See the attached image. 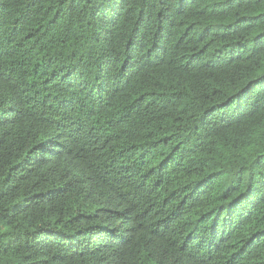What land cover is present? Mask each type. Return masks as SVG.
<instances>
[{"label": "trees", "instance_id": "obj_1", "mask_svg": "<svg viewBox=\"0 0 264 264\" xmlns=\"http://www.w3.org/2000/svg\"><path fill=\"white\" fill-rule=\"evenodd\" d=\"M0 264H264V0H0Z\"/></svg>", "mask_w": 264, "mask_h": 264}]
</instances>
